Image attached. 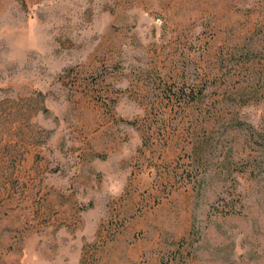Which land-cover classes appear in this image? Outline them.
Returning a JSON list of instances; mask_svg holds the SVG:
<instances>
[{
	"label": "rangeland",
	"instance_id": "374dc122",
	"mask_svg": "<svg viewBox=\"0 0 264 264\" xmlns=\"http://www.w3.org/2000/svg\"><path fill=\"white\" fill-rule=\"evenodd\" d=\"M0 264H264V0H0Z\"/></svg>",
	"mask_w": 264,
	"mask_h": 264
}]
</instances>
